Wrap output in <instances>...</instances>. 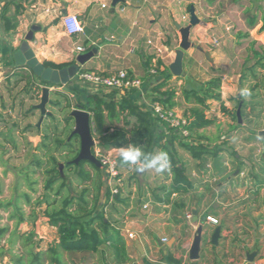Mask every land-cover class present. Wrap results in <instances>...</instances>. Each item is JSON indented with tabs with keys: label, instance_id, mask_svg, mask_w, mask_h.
<instances>
[{
	"label": "crops",
	"instance_id": "obj_1",
	"mask_svg": "<svg viewBox=\"0 0 264 264\" xmlns=\"http://www.w3.org/2000/svg\"><path fill=\"white\" fill-rule=\"evenodd\" d=\"M184 1L173 4L181 9ZM111 2L0 0V82H13L15 79L21 83L25 82L26 74L31 75L32 72L25 66L15 64L13 54L32 27L37 31L28 46L41 64L74 63L75 48L81 46L85 49L84 53L95 51L82 70L102 74L126 70L144 79L148 78L145 61L149 57H152V61L160 60L162 69H168L174 54L159 38L169 33L165 28L169 26L168 9L171 2L122 0L114 7ZM102 5L105 7L102 8ZM17 7L20 12L16 17L17 27L15 31L5 33L1 12L5 8L6 16L12 17ZM64 15H74L81 23L83 32L69 37L61 23ZM175 17V22L181 21L178 15ZM219 22L215 24L216 29L220 28ZM259 27L255 30L259 36L253 40L264 47V32H259ZM206 40L190 39L192 47L184 53L182 62L185 75L179 79L191 77L199 82L215 77L221 79V102H208L205 113L208 119L214 121L210 126L214 127L213 134L203 135L200 130L198 134L202 138L197 142L204 145L206 142L202 141L205 139L225 137V142L229 141L228 146L216 149L218 152L214 157L203 156L199 161L191 159L195 164L190 165V173L201 175L202 181H192L187 175L192 185L191 191L184 195H173L168 204L158 202L155 198L158 192L154 189L152 197L146 198L137 192L136 182L121 184V191V187L118 188L119 200L109 199L95 213L102 214L110 229L118 232L124 243L125 256L116 261L109 243L105 242L96 253L64 254V264H175L173 261L193 264L188 258V251L196 226L205 217L214 224L204 223L205 235L195 264H245L246 253L253 252L256 256L252 264H264V141L258 137V133L264 131V70H243L244 60L239 52L236 53L238 42L235 39H208L215 49L213 52L203 51ZM204 53L209 54L212 63L205 59ZM189 60H192L193 68L189 63L188 66L185 64ZM89 64L92 67H88ZM173 78L171 81L175 80ZM181 80H178L179 86L183 84ZM31 83L42 91L44 86L39 84L38 77H31ZM148 84H145L142 93L126 92V98L138 104L142 111ZM59 88L51 87L52 91ZM122 97H125L124 94H115L116 100ZM239 104L241 124L233 120ZM36 106L32 105V108ZM222 129L224 131L217 134ZM157 131L161 132L160 129ZM120 150L123 149L109 153ZM163 183H159L155 189ZM109 186L103 183L105 193L106 188L110 190ZM105 193L103 195L99 191V204L104 203ZM194 212L199 220L197 223H193ZM187 215L191 216L190 220L186 218ZM35 227L30 232L38 237L40 250L58 242L57 231L48 225L47 218L46 227ZM217 227L221 228L219 240L217 245H211V234ZM99 234L101 238L106 237L101 231Z\"/></svg>",
	"mask_w": 264,
	"mask_h": 264
},
{
	"label": "trees",
	"instance_id": "obj_2",
	"mask_svg": "<svg viewBox=\"0 0 264 264\" xmlns=\"http://www.w3.org/2000/svg\"><path fill=\"white\" fill-rule=\"evenodd\" d=\"M240 0H231L233 3H238ZM259 0H249L250 6L245 9L246 32H238L236 34L237 40H249V31L253 30L260 24L259 32H264V4H258ZM252 3H256L255 8L251 11ZM19 7L16 8L12 17L6 16L5 8L1 12V21L5 33L15 31L17 27V16H19ZM247 14V15H246ZM257 47V49L255 48ZM248 52L250 53L249 59L254 60L252 65L254 68L264 70V47L257 44L254 40L249 41ZM73 63L55 65L53 63H43L45 68L53 70H60L70 66ZM145 66L149 69L152 66V57L145 61ZM163 64L160 60L155 61V69L157 71V78L160 82L156 83L151 89L152 103H158L164 109L172 111L179 107L176 100V91L170 87L169 81L172 75L167 68L160 71ZM82 70V69H81ZM252 70V69H251ZM31 75H25L26 84H30ZM129 75H131L129 73ZM158 80V79H157ZM39 84L44 87H59L53 86L49 83L41 81ZM221 79L211 78L205 82L198 84L196 88L189 90L183 89L181 91V98L186 105H190L188 115L184 118L189 119V124L186 127L189 132L187 139H179L177 131L168 128L169 135L166 137L164 131L158 132L151 129L152 117L149 112L142 111L140 106L133 102L131 99L126 98V92L123 91L119 94H124L120 100L115 99V94L118 92L111 91L110 93L99 92L94 94L85 95L79 102L83 110L88 112L91 116L92 135L96 142L95 149L99 154H105L111 150H127L131 146L130 155L135 156V148L142 152L139 160H133L128 163L122 161L121 156L116 158L117 171L128 170L132 162L147 165L149 161L159 155L160 152L167 153L168 166L162 170L164 176V183L158 188L156 199L160 203L168 204L173 195H184L191 191L192 185L188 179L187 171L183 163L177 155L176 147L188 153L193 161H199L203 156L214 157L217 150H210L205 145L197 142L202 137L198 135L200 130H204L214 124L212 119L206 117L208 108L207 103L210 101L221 102ZM56 94L66 97L65 92H55ZM134 94L135 91H129L128 94ZM224 112L222 107L221 109ZM72 119L68 116L67 121ZM133 120V122H131ZM233 120L236 122V115H233ZM122 123V126L117 128L116 125ZM129 127L130 129H127ZM133 136V141L130 137ZM77 138L76 136L69 137L65 141L55 140V150L63 155L65 160L64 165L66 168H73L74 175L83 186L80 193L75 195L73 189L68 185L67 179L59 172V163L56 158L52 156L50 160L53 166L50 170L46 171L47 181L44 184V192L39 200L40 204H45L46 209L43 211V216L48 219V225L55 228L57 231L58 242L48 246L45 250H40L38 247L35 251L32 242L33 233L29 235H22L20 239L23 248L26 250L25 254L15 256L14 261H9L10 264H64V254H82V253H96L98 249L105 243H109V248L115 260L118 261L121 257L125 256L124 243L119 237L118 232L111 230L110 225L104 221L102 214H96L101 205H106L111 199L110 190L106 188L105 200L103 204H99V193L97 192L90 198V192L86 185L91 182V175L89 171L84 169V165H88L94 172L99 173L101 169L81 162L78 165L72 164L78 153L72 141ZM8 139V138H7ZM78 139V138H77ZM12 142V139L9 138ZM142 146V147H140ZM141 148V149H140ZM95 153V152H94ZM93 153V154H94ZM69 156L70 159H67ZM71 156V157H70ZM35 167H39V161L34 162ZM139 172V167H136V173ZM119 178V175H118ZM57 181L60 184L51 198V192ZM34 185V183H29ZM103 183L100 182L99 187ZM29 189L32 188L29 186ZM65 191V195H63ZM26 203H29V196L22 195ZM56 198L59 200L57 201ZM43 200V201H42ZM112 200H119V195L116 194ZM59 203V205H58ZM14 204V203H13ZM8 206L11 203L7 204ZM6 205V206H7ZM16 208V207H15ZM18 211V212H17ZM17 215H14L16 214ZM12 218L16 219V224L24 221V215L17 207L16 211L12 213ZM99 231L105 234L106 237L101 238ZM6 231L0 229V236ZM37 246V245H36ZM175 264L178 262L173 261Z\"/></svg>",
	"mask_w": 264,
	"mask_h": 264
},
{
	"label": "rangeland",
	"instance_id": "obj_3",
	"mask_svg": "<svg viewBox=\"0 0 264 264\" xmlns=\"http://www.w3.org/2000/svg\"><path fill=\"white\" fill-rule=\"evenodd\" d=\"M159 1L165 4L171 2V6L168 9L169 26L168 28H165V31L169 33L164 34L159 39L161 43L168 45L172 51L179 48L180 40L175 24H178L182 28L189 25L188 9L192 6L194 8L195 16L198 19V23L192 27L190 39H207L206 42H204L205 47L203 46L204 52H213L215 50L211 45V41L208 39H235V41L239 43L236 45V53L239 52L242 60H244L245 69L243 70L251 71L252 69L254 72H257L259 68L257 70L256 68H252L254 60L248 59V57H250L248 44L250 39L253 40L256 39L255 37L259 36L255 30L260 24H258L253 30L249 31V40L238 41L236 37L238 32L244 33L247 31L244 11L250 6L249 0H240L238 3H233L231 0H185L186 2L184 1L181 9L175 8V4H173L177 3L179 0ZM258 4L262 6L264 0H259ZM255 5L256 3H252L251 11L255 8ZM176 15H178V20H181L180 22L174 21ZM180 15L181 17H179ZM218 22L220 23V28L216 29L215 24ZM194 44V46H196V43ZM255 48L257 49V47ZM193 50L195 49L193 48ZM188 63L190 67L193 68L194 64L192 63V60L185 61L187 66ZM238 63H241V61ZM91 65L92 64H89L87 66L92 67ZM157 77L158 75L152 77L151 80H148L151 82L144 79V81H147L149 84L146 88L147 91L144 93L146 103L141 107L143 111L151 114L153 119L151 129L153 131H156L157 129L164 131L168 138V127L156 121L153 118L151 111V89L156 83L160 82V78ZM179 78H173L175 80L172 81L170 80V87L175 89L177 93L176 100L179 103V107L175 108L174 112L178 116L184 117V115L189 114L188 109L190 108V105H186L183 102L181 91L183 89L189 90L191 88H196L198 84L202 82L196 81L191 77H188L185 80ZM155 79H158L159 81H155ZM178 80H181L183 84L179 86ZM19 83L20 82H16L15 79L13 82H7L6 80L0 82V229L6 228L7 231L0 236V264H8L9 261H14V259H16L15 256L25 254L26 250L23 248L20 236L29 235L32 233L30 232L31 228H36L35 226L37 225L46 227V218H44L42 214L46 209V205L43 203L39 205V200H41L42 197L45 198L43 196L45 194L43 189L44 184L48 179V177H46V171L50 170L53 166V162L50 158L54 156L59 164L64 165L65 160L61 156L64 153L61 154L56 152L54 142L57 139L65 141L68 136L70 137L74 128L72 120L66 122L70 112L75 108L76 104L83 101L82 98L85 95L94 94L96 92H99V94L100 92L102 94H107L103 89L90 90L85 85L73 80L68 86H66V97L55 93L62 92L61 88L50 93L49 104L46 106V111L49 113V116L45 117L40 122L39 126H37L40 119L39 111L32 108V105H38L40 103V88L35 87L32 83L26 84V81ZM131 122H133V120H131ZM121 126L122 123L116 125L117 128ZM127 129L130 128L127 127ZM213 130L214 127H210L201 131L203 135L211 136ZM245 130L249 131L247 128H245ZM223 131L224 130L222 129L217 134H221ZM199 133L201 132L199 131ZM178 137L180 140L182 139L180 136ZM253 137L255 140L256 137ZM9 138L12 139V142L9 141ZM130 139L133 141L134 137L131 136ZM225 139V137L224 139L208 138V140L205 139L207 141L204 140L202 143L206 142L205 144L208 149L216 150L220 149L221 146L226 147V145L229 144V141L225 142ZM223 143L224 145H222ZM72 144L76 149H79V140L77 138L72 141ZM175 147L178 158L184 165H186L189 179L192 181H202L203 178H201V175L197 174V171H195L197 176L191 175L190 173V165H194L195 162L191 161L190 156L184 150L178 146ZM131 149L130 146L128 151ZM134 150L137 151L138 148H135ZM96 151L98 152V150ZM121 151L122 150L114 152L111 156L117 158L120 156ZM139 152L142 153L141 151ZM232 154L234 155L236 153ZM65 157L70 159L69 156ZM38 161L39 167L33 166L35 165L34 162ZM136 167H143L144 173H136ZM84 169L89 171L91 175V182L86 185L90 194L94 195L97 192L99 193V191H102L104 195L105 189L99 187V184L100 182L107 183L108 181L105 169L101 168L99 173L94 172L88 165H84ZM61 170L63 176L67 179L68 185L73 189L74 194L78 195L83 186L80 185L79 179L74 175V169L72 167L66 168V166H63ZM117 172L122 186L136 182L137 192H140L142 197L145 196L146 198H151L153 189L158 191V188H155L160 185L159 183L164 182V176L161 171H156L155 168L146 167L145 165L136 162H132L131 167L128 170L122 169ZM29 183H34V185H30ZM59 184L60 181L55 183L53 190L50 193V200L53 198L54 192L57 190ZM114 184L115 182L112 181V186ZM29 186L32 188L31 190L29 189ZM121 189L122 187L119 188V191H121ZM62 194L65 195V191H63ZM22 195L29 196V203L25 202ZM56 200L58 201L59 199L56 198ZM8 203H11V205L8 206ZM17 207L24 215V221L18 225L16 224L17 218H12L11 216L12 213L16 211ZM14 215H17V213ZM31 243L34 244L33 247L36 251L37 247L39 248V239L34 234Z\"/></svg>",
	"mask_w": 264,
	"mask_h": 264
},
{
	"label": "water",
	"instance_id": "obj_4",
	"mask_svg": "<svg viewBox=\"0 0 264 264\" xmlns=\"http://www.w3.org/2000/svg\"><path fill=\"white\" fill-rule=\"evenodd\" d=\"M122 0H112L111 6L114 7L117 3ZM189 14V25L187 27H180L178 24H175V27L180 36L179 48L173 51L174 59L173 62L168 66V71L174 78L184 77V72L182 68L183 56L186 51L192 47L190 42V31L198 23V19L195 16L194 8L192 6L188 9ZM37 31V28L32 27L29 32L24 37V41L19 46V49L13 54L14 62L17 66H25L29 69L32 74L38 77L41 81L49 83L53 86H60L62 90L66 91V86H68L77 76L80 68H82L85 63H87L95 54V51H90L81 55L75 53V62L70 66L60 69L53 70L50 68H45L43 64L39 63L33 56V53L29 49L28 43L32 41L33 34ZM200 49V48H199ZM205 59L212 63V60L208 53H204ZM51 87H43L41 91L40 103L35 107L40 112V119L37 126L40 122L49 116V113L46 111V106L49 104V95L52 92ZM241 105L239 104L236 110V118L238 124H241L240 116ZM69 117L73 121V131L71 132L70 137L76 136L79 140V149L76 158L72 161V164L78 165L81 162H85L89 165L95 166L99 169L102 168L101 164L95 157L94 147L95 141L92 135L91 128V116L88 112L83 110V107L79 104L75 105V108L70 112ZM258 137L264 141V131L258 133ZM63 165L59 164L58 169L62 176L61 168ZM139 173H144L143 167H139ZM193 223H197L199 220L196 213H193ZM206 217L201 219L197 224L196 229L193 234L192 242L188 251V258L193 264L199 259V253L201 245L203 243V237L205 235L204 223H206ZM220 227L214 229L211 234L210 244L217 245L220 236ZM256 256V253H246V263L252 264Z\"/></svg>",
	"mask_w": 264,
	"mask_h": 264
},
{
	"label": "built area",
	"instance_id": "obj_5",
	"mask_svg": "<svg viewBox=\"0 0 264 264\" xmlns=\"http://www.w3.org/2000/svg\"><path fill=\"white\" fill-rule=\"evenodd\" d=\"M105 5H102L104 8ZM61 23L65 33L69 37L78 36L83 32V27L78 19L74 15H64L61 18ZM76 53L84 54L85 49L81 46H77L75 48ZM163 70L160 68V71ZM157 75V71L155 69V60L152 61V66L149 68L147 76L148 78H144L151 80L152 77ZM142 78L135 77L133 75H129L126 70H118L114 73L110 74H102L95 71H88V70H79L76 78L78 83L85 85L90 90H100L103 89L106 92L116 91L121 93L123 91H135L137 93H142L145 84L147 85V81H144ZM157 81V79H155ZM159 81V80H158ZM97 93V92H96ZM151 111L153 118L166 125L170 129H174L177 131L178 136L182 139H187L189 136V132L187 131L186 127L189 124V119L178 116L174 110L169 111L164 109L158 103H152ZM97 150V149H96ZM94 150L95 157L101 164L102 168L105 169L107 175V185H110V194L111 199L114 195L118 194V188L121 187V183L118 178V172L116 167V158L112 157L109 152L105 154H99ZM112 181L115 184L112 186ZM186 218L188 220L191 219L190 215H187ZM207 219V223L214 224V221L211 219Z\"/></svg>",
	"mask_w": 264,
	"mask_h": 264
},
{
	"label": "clouds",
	"instance_id": "obj_6",
	"mask_svg": "<svg viewBox=\"0 0 264 264\" xmlns=\"http://www.w3.org/2000/svg\"><path fill=\"white\" fill-rule=\"evenodd\" d=\"M142 153L139 152V150L136 151V155L132 156L130 155V152L127 150H122L120 152V156L123 162L128 163L133 160H139ZM168 166V157L167 153L160 152L158 156L154 157L149 163L146 165V167L155 168L156 171H162Z\"/></svg>",
	"mask_w": 264,
	"mask_h": 264
},
{
	"label": "flooded vegetation",
	"instance_id": "obj_7",
	"mask_svg": "<svg viewBox=\"0 0 264 264\" xmlns=\"http://www.w3.org/2000/svg\"><path fill=\"white\" fill-rule=\"evenodd\" d=\"M78 154V153H77ZM76 158V157H75Z\"/></svg>",
	"mask_w": 264,
	"mask_h": 264
}]
</instances>
